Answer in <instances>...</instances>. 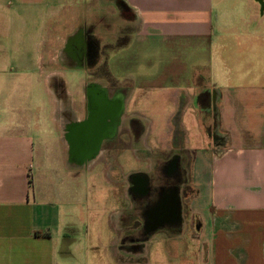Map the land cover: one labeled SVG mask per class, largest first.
Here are the masks:
<instances>
[{"label":"crops","instance_id":"crops-1","mask_svg":"<svg viewBox=\"0 0 264 264\" xmlns=\"http://www.w3.org/2000/svg\"><path fill=\"white\" fill-rule=\"evenodd\" d=\"M51 1L27 75L48 103L0 106V264H264V4ZM85 27L107 46L104 84L41 56ZM65 68L83 71L75 92ZM95 84L116 114L89 158L76 135Z\"/></svg>","mask_w":264,"mask_h":264},{"label":"rangeland","instance_id":"rangeland-1","mask_svg":"<svg viewBox=\"0 0 264 264\" xmlns=\"http://www.w3.org/2000/svg\"><path fill=\"white\" fill-rule=\"evenodd\" d=\"M5 1L8 2V5H11L6 6ZM68 1L73 2L72 4L79 12L82 11V8H84L86 4L90 3V0ZM92 1L94 2L95 0ZM0 2H3L0 3V70L3 71H0V73L2 72L1 74H3L5 79L2 82L3 86H0V106L2 107L7 99H9V105L10 103H13L15 106L20 104L23 105L26 102H38L40 105H47L49 97L45 92H42L41 89L32 90L30 88L31 80L27 78V75L32 73L33 59L35 56L37 57L36 44L42 39L40 35L43 33V24L45 19H47L49 12H47V8L43 6V0H0ZM51 3L56 4L57 1L52 0ZM124 30L127 31L129 29ZM126 34H128V32ZM69 37L67 34L65 40H68ZM84 37L85 36H83V38ZM122 41L123 40H121V42ZM63 42L64 40L60 39L56 45H44V51L42 50L43 52L41 53L42 58L46 57L43 56L45 55V52H53L52 55L54 56L59 51H63ZM107 50L106 45L102 48L100 45L97 46L96 61L94 62V65H89L91 67L86 66L88 71L86 72V77L85 75L82 76L84 79L86 78V80L103 84L106 82L107 69L105 57L106 53H108ZM46 55L48 56V54ZM81 60L78 61V64H80L78 66H81L82 64V66L84 65L85 67L83 58ZM49 61V59H43L41 60V63L43 66L48 67L47 63ZM53 62V66L55 67L64 66L62 64L59 65V61ZM73 63L74 64L71 66L76 65L75 61ZM65 70L67 71L66 75L68 81L70 80L68 84L71 92H75L78 87V79H80L83 71L79 69L68 70L66 68ZM18 78H20L19 83L22 84L20 88L16 87ZM57 96L66 101L72 100L70 96H66L63 93H57ZM5 112L6 110L4 113ZM18 117H21V114ZM128 229L129 227L127 230ZM133 231L134 230L126 231L124 234L125 239L131 241H143L149 237H145L143 234H138V236H136V232Z\"/></svg>","mask_w":264,"mask_h":264},{"label":"flooded vegetation","instance_id":"flooded-vegetation-1","mask_svg":"<svg viewBox=\"0 0 264 264\" xmlns=\"http://www.w3.org/2000/svg\"><path fill=\"white\" fill-rule=\"evenodd\" d=\"M91 30L92 29L89 27L83 28L85 38L80 36L78 30L73 38L69 37V39L63 43V51H59V56L61 57V60L59 61L60 64L68 66L74 64L73 62L75 61L76 65H80L78 64V61L83 58L85 67H91L89 65L92 64L94 65V62L96 61V49L99 43L94 37H92ZM84 92L88 99L90 111L88 113V120L82 123L79 127V132L76 135V144L79 146V152L83 156L89 157L90 155L99 153L103 149L109 148L113 143L110 141V139L113 138V122L111 119L116 114V92L113 94L111 87L103 89V87H100L97 84L89 85ZM62 100L66 101L65 99ZM130 127L134 128L135 125H130ZM134 143H137L136 139L134 140ZM180 174L182 175V173ZM181 175L179 178L180 181L183 180ZM150 200H153L152 196ZM168 208L169 205L160 207L159 214L160 210L163 213ZM166 213H163L164 216ZM165 221V218H161V220H157L156 223L164 224ZM147 227L146 230L149 229L148 225Z\"/></svg>","mask_w":264,"mask_h":264},{"label":"water","instance_id":"water-1","mask_svg":"<svg viewBox=\"0 0 264 264\" xmlns=\"http://www.w3.org/2000/svg\"><path fill=\"white\" fill-rule=\"evenodd\" d=\"M257 1H259L261 4H264L263 0H257Z\"/></svg>","mask_w":264,"mask_h":264}]
</instances>
